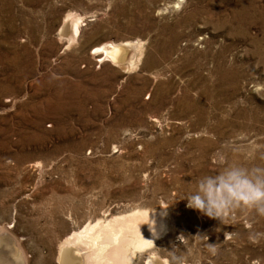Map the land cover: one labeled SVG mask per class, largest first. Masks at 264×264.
Returning a JSON list of instances; mask_svg holds the SVG:
<instances>
[{"label":"rangeland","instance_id":"374dc122","mask_svg":"<svg viewBox=\"0 0 264 264\" xmlns=\"http://www.w3.org/2000/svg\"><path fill=\"white\" fill-rule=\"evenodd\" d=\"M229 163L264 167V0H0V234L25 264L152 215L129 264H264V214L181 199Z\"/></svg>","mask_w":264,"mask_h":264},{"label":"bare ground","instance_id":"6f19581e","mask_svg":"<svg viewBox=\"0 0 264 264\" xmlns=\"http://www.w3.org/2000/svg\"><path fill=\"white\" fill-rule=\"evenodd\" d=\"M79 20L65 18L60 33L66 32L67 35L68 30L73 35L77 34ZM128 45V43L122 45L109 43L95 47L93 50L99 55V62L110 59L120 64L124 58V46ZM151 217L150 221L142 223H138L139 219L136 218L124 219L118 221L117 226L110 224L103 226L98 222L84 225L61 242L58 264H129L134 252L147 247L161 228H159L158 216ZM11 246L7 237L1 233L0 264H16V259L22 256L18 249L12 250Z\"/></svg>","mask_w":264,"mask_h":264},{"label":"clouds","instance_id":"9594fccd","mask_svg":"<svg viewBox=\"0 0 264 264\" xmlns=\"http://www.w3.org/2000/svg\"><path fill=\"white\" fill-rule=\"evenodd\" d=\"M185 207L221 221L235 206L255 207L264 214V167L229 163L199 177L194 191L181 194ZM147 264H156L148 259Z\"/></svg>","mask_w":264,"mask_h":264},{"label":"water","instance_id":"95a60500","mask_svg":"<svg viewBox=\"0 0 264 264\" xmlns=\"http://www.w3.org/2000/svg\"><path fill=\"white\" fill-rule=\"evenodd\" d=\"M6 236L10 242V245H12L11 246L12 250L18 249V247L14 244L13 240L8 235H6ZM19 256H21V255H19ZM16 260H17L16 264H24V259L22 258V256L20 258H17Z\"/></svg>","mask_w":264,"mask_h":264}]
</instances>
